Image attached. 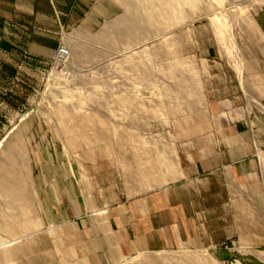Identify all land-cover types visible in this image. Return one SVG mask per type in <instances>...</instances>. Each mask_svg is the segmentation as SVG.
<instances>
[{
  "label": "rangeland",
  "instance_id": "obj_1",
  "mask_svg": "<svg viewBox=\"0 0 264 264\" xmlns=\"http://www.w3.org/2000/svg\"><path fill=\"white\" fill-rule=\"evenodd\" d=\"M85 3L82 21L93 12L94 1ZM100 3L107 15L63 27L18 110L0 114V251L43 227L30 224L37 209L28 200H37L29 186L44 178L42 169L50 174L53 207L68 189L87 205L83 217L103 215L90 205L95 198L107 205L127 190L165 184L180 137L196 134L209 100L238 97L264 179V0ZM61 45L68 56L56 63ZM250 219L257 226L251 239L228 242L222 252L165 249L118 264H264V208L253 207Z\"/></svg>",
  "mask_w": 264,
  "mask_h": 264
},
{
  "label": "crops",
  "instance_id": "obj_2",
  "mask_svg": "<svg viewBox=\"0 0 264 264\" xmlns=\"http://www.w3.org/2000/svg\"><path fill=\"white\" fill-rule=\"evenodd\" d=\"M86 1L0 0V114L18 110L29 78L53 55L54 36L70 21H82ZM93 1L83 25L107 15L101 0ZM242 113L237 96L209 100L208 117L197 122L196 134L180 137L168 181L141 194L127 190L125 198L115 195L107 205L95 198L90 205L103 215L83 217L87 205L82 207L68 189L53 207V187L46 184L50 174L42 169L44 178L29 186L37 200L31 195L28 200L37 209L32 218L40 219L30 224L43 227L0 251V264H118L140 252H222L228 242L250 240L257 229L250 223L252 208H264V179L258 140Z\"/></svg>",
  "mask_w": 264,
  "mask_h": 264
},
{
  "label": "built area",
  "instance_id": "obj_3",
  "mask_svg": "<svg viewBox=\"0 0 264 264\" xmlns=\"http://www.w3.org/2000/svg\"><path fill=\"white\" fill-rule=\"evenodd\" d=\"M68 56V50L66 49V47H64L63 45H61L58 49H57V52H56V55H55V62L56 63H61L63 62ZM227 247H225L226 249Z\"/></svg>",
  "mask_w": 264,
  "mask_h": 264
},
{
  "label": "bare ground",
  "instance_id": "obj_4",
  "mask_svg": "<svg viewBox=\"0 0 264 264\" xmlns=\"http://www.w3.org/2000/svg\"><path fill=\"white\" fill-rule=\"evenodd\" d=\"M149 21V20H148ZM150 22H151V20H150ZM150 22H148V23H150ZM153 22V21H152ZM155 23V22H154ZM152 25V24H151ZM34 149H35V147H34ZM36 151H37V149H36ZM13 153V151L10 153V154H12ZM7 160L9 161V163H11L12 164V161H13V158L12 157H10V155H8L7 156ZM5 181V180H4ZM6 182V181H5ZM10 229H12V228H10ZM8 234H11L12 233V230H9L8 229V231H6Z\"/></svg>",
  "mask_w": 264,
  "mask_h": 264
}]
</instances>
